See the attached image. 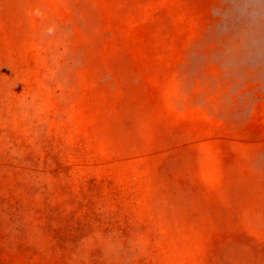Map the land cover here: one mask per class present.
I'll list each match as a JSON object with an SVG mask.
<instances>
[{
	"label": "rangeland",
	"instance_id": "rangeland-1",
	"mask_svg": "<svg viewBox=\"0 0 264 264\" xmlns=\"http://www.w3.org/2000/svg\"><path fill=\"white\" fill-rule=\"evenodd\" d=\"M0 264H264V0H0Z\"/></svg>",
	"mask_w": 264,
	"mask_h": 264
}]
</instances>
